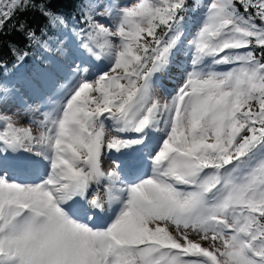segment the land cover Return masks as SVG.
<instances>
[{
    "label": "snow or ice",
    "instance_id": "1",
    "mask_svg": "<svg viewBox=\"0 0 264 264\" xmlns=\"http://www.w3.org/2000/svg\"><path fill=\"white\" fill-rule=\"evenodd\" d=\"M55 2L0 0V50L12 57L0 55V264H264V0L203 5L163 104L160 74L199 9L78 0L73 18ZM26 11L45 23L17 20L24 46L5 42ZM100 60L108 70L89 79ZM45 109L40 135L15 126ZM45 163L38 182L10 178ZM117 203L106 227L89 223Z\"/></svg>",
    "mask_w": 264,
    "mask_h": 264
},
{
    "label": "rangeland",
    "instance_id": "2",
    "mask_svg": "<svg viewBox=\"0 0 264 264\" xmlns=\"http://www.w3.org/2000/svg\"><path fill=\"white\" fill-rule=\"evenodd\" d=\"M4 5H7L9 0H2ZM114 3L118 4L120 7L124 6H131L138 2V0H113ZM208 2V0H196L192 3L194 6L191 5L194 9H199V11H196L195 14L189 13V16L191 17V20L189 21L187 25V31L184 35V45L181 46V49L179 52H177L175 56V60L173 61L171 67L167 71V73L160 74L159 77V83L157 84L156 90H155V98L159 100L161 104H163L166 99L168 98V95L177 87L178 83L181 81L182 78V71L187 63L190 62L191 57L187 54V41L192 38L194 33L197 30V27L199 26V21L201 16L203 15V5H205ZM103 22V21H101ZM159 31V30H158ZM92 66L89 73V79H94V76L99 74L100 72H105L108 70V67L110 66L109 61L107 60H100V61H92ZM229 66H219L217 70L219 71H225L228 69ZM70 79V77H69ZM62 84L67 86L68 81H62ZM64 95V89H57V102L63 97ZM47 111V109L42 110L40 113L36 115H30L27 118H14V120L18 121L15 123V126L17 127H26L29 128L33 135L38 136L42 131H45L43 126L41 125V121L44 120V112ZM4 115H7V113H0V131H3L4 126L6 124V121L2 118ZM105 134L106 136H111L114 134L113 129L111 128V123H106L105 128ZM27 155V154H25ZM122 153H110V157L105 155L101 159V170L105 172L106 177L104 180V184L100 186V193L101 195L104 194V185L109 183V180L107 178V173L110 171H114V166L112 164V160L117 157H121ZM47 170V164H43L41 166L39 176L36 177V175H29L27 174V178L25 179V174L19 173V172H10V178L16 179L21 182H38L39 178H42V176L46 173ZM148 171V165H145L144 172L147 174ZM150 172V169H149ZM25 179V180H23ZM134 178H129V181L132 182ZM97 192V185L93 183L91 185V192L89 193V198L92 197V195L96 194ZM106 199V197H105ZM120 205L117 203L113 205L112 209L109 210L106 214H101V219H96L95 222L97 224H100L99 227H106L108 223L111 222V220L115 217L116 213L119 211ZM174 227V226H170ZM193 238L196 239L197 237L195 234H193ZM210 243V242H209ZM204 246H208L207 243H205Z\"/></svg>",
    "mask_w": 264,
    "mask_h": 264
},
{
    "label": "trees",
    "instance_id": "3",
    "mask_svg": "<svg viewBox=\"0 0 264 264\" xmlns=\"http://www.w3.org/2000/svg\"><path fill=\"white\" fill-rule=\"evenodd\" d=\"M196 0H188L189 5L191 6L192 3ZM54 8L58 9L61 13H65L66 15L76 18L79 16V5L78 0H56V2L51 5ZM194 6V4L192 5ZM19 20L21 22H28L30 26H38L43 25L45 23L44 17H42L38 12L34 11H26L22 13H18L16 18L13 19L7 26L8 35H6L3 39L5 42L14 41L17 45L20 47L24 46L25 41L23 40L22 36L12 31L13 24H16V21ZM0 55H3V57L8 60L12 57L9 54V50L7 47L0 50ZM32 60L31 58L26 62V67L31 66Z\"/></svg>",
    "mask_w": 264,
    "mask_h": 264
},
{
    "label": "bare ground",
    "instance_id": "4",
    "mask_svg": "<svg viewBox=\"0 0 264 264\" xmlns=\"http://www.w3.org/2000/svg\"><path fill=\"white\" fill-rule=\"evenodd\" d=\"M98 219H99V220L101 219V221L103 220V218H102V217H100V216L98 217ZM95 224H96V222H95Z\"/></svg>",
    "mask_w": 264,
    "mask_h": 264
}]
</instances>
